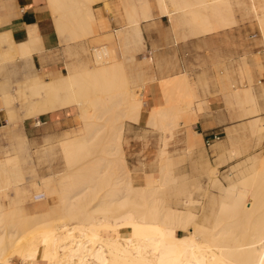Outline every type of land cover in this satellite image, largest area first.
Wrapping results in <instances>:
<instances>
[{
  "label": "bare ground",
  "instance_id": "6f19581e",
  "mask_svg": "<svg viewBox=\"0 0 264 264\" xmlns=\"http://www.w3.org/2000/svg\"><path fill=\"white\" fill-rule=\"evenodd\" d=\"M101 1H104V4L102 7H96L98 10L111 11L114 8L118 10L120 7H124L129 12V14L127 13L128 19H126V22L116 29V33L121 38L124 36L123 41L127 43L128 47H130L129 44L132 46L136 42L145 45L142 22L153 18L155 14L149 10L151 8L148 9V0H118L117 2L115 1V4L112 3L113 5L111 4L113 0H48L54 9L53 11L57 12L60 16L56 22L57 30L59 31L58 34L61 39L60 42L79 38L78 30L77 32L74 31L76 28L75 24V28H73L74 32H68L72 33L70 36L65 34L67 32L66 29L69 28V19L76 18L80 14L78 19L82 20L80 18L81 14L85 12L86 14L82 17L86 23L88 21V17L86 16L88 12L93 11L95 9L94 5ZM251 1L254 11L258 14V20L261 21V30L264 33V0ZM240 2V0H194L193 2L191 0H158L157 4H159V15L168 16L173 21L177 13H182L181 17L192 14L196 27L199 30L206 28L204 21L210 22V17H213L217 21V26L210 24L208 28L212 30L218 27L219 29L225 28V26L232 24L234 21L228 20L227 17L231 16L234 5H239ZM86 9L88 10L87 12L85 11ZM92 19L90 18L89 22ZM81 20L77 21L81 22ZM90 23L89 27L94 29L95 22ZM79 26L81 24L78 25V29ZM91 29L90 32L93 31ZM6 33L0 34V42H9L10 36ZM33 34L31 31L30 41L28 43L16 46L23 55L30 56L32 48L34 51L33 43L38 41L39 37ZM80 34L82 35V33ZM100 43H102L101 40ZM31 44L33 45L32 48H30ZM115 50L106 48L105 50L97 51L95 59L97 65L92 66V68L86 65L87 68L84 67L81 70L73 71L71 67L67 75L61 76L58 79L43 81L36 75L33 79L29 77L31 79L29 83V79L26 81L28 85L24 83L27 89L24 91L26 87H23L24 92L20 96L23 97L22 100L24 103H30V110L34 113L42 115L75 104L78 105L82 118L87 123L86 128L88 131L84 135H74L61 140L63 152L66 154L67 170L69 172H72L76 163L79 164L80 161H83L84 155L88 153L87 150L90 148V144L87 142L99 135H95L96 131L99 130L96 125V119L101 118L100 115L102 113L90 114V107L95 106L98 110L102 107L113 110L117 103L125 101L122 104L127 106L124 112L127 119L132 120L135 118L134 116L141 117L142 115V99L138 98L136 93L130 92V88L123 89L122 91L119 90L120 87L118 86V88L108 77L113 74H118L117 76H119L118 69L124 65L118 59ZM134 56V52L131 55L127 54L131 64H134L136 59ZM127 57L125 56V58ZM30 59H32L31 56ZM122 73L123 71H121L120 75ZM113 78L111 76V79ZM106 79L109 85L112 83L116 85L114 88H118L124 100L119 98L122 101L115 102L116 98H113L115 95H111L110 93V95H106V92H103L105 96L101 97L103 94L99 96L102 93L101 91L108 86L107 81L104 82ZM187 79L184 78V75L180 74L174 77L164 78L162 87L164 89L168 85H186L189 88L191 84L187 82ZM113 80L115 81V78ZM103 84H105V88H103ZM108 88L105 89L107 92H109ZM117 88L114 89L115 91L113 90L115 94L118 93H116ZM123 88H126V86ZM21 89L19 90L20 92H22ZM28 94H30V97H28ZM120 94L118 93L119 96ZM190 98L188 99V108L191 107L192 99ZM252 100L254 102L253 98ZM255 106L254 110L251 111L254 116L252 117L253 120L250 122V125L248 128L246 126L242 127L245 130L249 129L248 138L250 142L248 150L250 156L258 148H262V152L259 155L254 154L248 158L245 162V167L243 165L245 169L242 168L243 171L240 169L241 175L236 180H232L227 187L223 188L224 186H221L223 189L222 193H220L221 195L218 194V198L214 196L218 199V207L214 213V221H209L210 211L208 210L211 201L213 203L215 198H209L205 203H200L191 193L188 197L185 196L184 199L175 198L172 207H165L168 211L161 216L162 220H157V216L152 210L139 214L137 212L135 215L136 210L132 209L125 213H128L127 215L122 217L110 215L115 212V209H112L108 205L112 201L109 198L110 196L124 195L119 199L121 200L123 198L120 201L122 204L129 202L128 200L131 201L129 203H138L137 200L132 199L133 197L157 202V200L161 199L162 192V188L158 187L157 184L161 183L164 186H168V181H162V179L165 180L169 174L174 173L173 169L170 168L172 161H161L159 168L161 177L157 178L153 175L149 174L148 176L146 174L145 176H148V178L146 179L145 185H134L132 170L128 166L127 157H125L124 149L122 148L123 135L120 134L117 136V141L121 152L120 159H117V161L124 165L125 172L127 173V179H125L123 185H116L111 191L103 195V193H94L91 191L92 185L87 184L88 182H83V178L86 176L82 177V181L76 183V178L72 182L69 178L71 174L67 173L61 176L59 181L60 188L57 191L53 187V181L55 179H46L43 186L45 188L43 189H45L47 196H44L45 193L42 190L43 183L38 182L37 189H40L41 194L39 196L41 198L20 206L12 205L9 209L5 207L4 210L0 211V222L8 216H11V220L12 217L17 216L16 219L23 221L26 226L31 228L32 225V227H35L39 223L59 219L60 215L58 218L56 215L60 212L61 214L66 213L65 216L63 214L64 217L70 215L73 218L81 217L79 220H75L66 225L56 224L57 226H55L54 224L52 226L50 224L51 227L44 228L38 236L20 247L22 250L18 253L14 251L15 244H13L3 258L0 255V264H27L28 262L36 261L38 258L41 259L42 264H264V117L262 119L260 114L257 113L259 109L256 104ZM243 108L245 109V107ZM153 114L160 121L162 130H165L163 121L166 117V112L162 106H156ZM37 124L40 125L41 121L39 120ZM125 127L126 123L123 124L124 131ZM235 129L237 130V128ZM236 130L233 131L235 132ZM238 130L237 133L231 132L239 137L240 134L238 135V133L240 131L238 132ZM247 130L246 133L248 132ZM231 132L228 135L233 139L232 136L234 137V135H231ZM101 150L103 151V149ZM103 154L107 158L99 157L96 161L94 160L95 167L92 166L96 169L95 172L97 171L100 175L103 173V170L107 171L109 169L108 167L114 163V159L109 158L113 155L112 150L104 151ZM162 155H166L165 151H161L160 156ZM17 171H19V167L16 156H9L0 162V190L8 189L13 184L23 183L24 179L21 175H16ZM214 178H212V182ZM197 203L201 205L199 213L192 208ZM104 204L105 206L103 208ZM2 205L4 204L2 203ZM103 209L106 211L104 216ZM93 213H97L98 215ZM34 219L35 221L37 220L35 226L32 223ZM28 222L29 224H27ZM180 227L187 228L190 231L191 237L181 236L179 233ZM107 231L112 234H109ZM116 232L120 234L114 235Z\"/></svg>",
  "mask_w": 264,
  "mask_h": 264
},
{
  "label": "rangeland",
  "instance_id": "374dc122",
  "mask_svg": "<svg viewBox=\"0 0 264 264\" xmlns=\"http://www.w3.org/2000/svg\"><path fill=\"white\" fill-rule=\"evenodd\" d=\"M115 1L117 2L118 0H113L111 4H115ZM191 1L193 2L194 0ZM240 1L241 2L239 5H234L231 16L227 17L228 20H233L234 22L225 26V28L235 29V36L233 39L235 41L236 49L235 62L237 77L235 78L236 80H234L236 90L235 98L230 100L229 106L233 108V113L230 116V120L235 123L239 121L241 122V124L237 125L236 127L237 130L239 129L238 132L240 131V133H238V135H240L239 137L236 134V136L234 135V133H237L235 128H232L233 130H236L235 132L229 129L230 132H234H231V135L237 137L235 139L233 136V139H231V136L229 137L233 151L231 152L228 159L218 160L216 162L205 159L203 154H201L202 148L204 149V145L201 143V134H198L196 124L199 119L198 112L203 110L204 103L196 94L194 69L191 71V73L187 72L186 75H184L185 79L188 78L187 82H190L191 87L189 86L188 88L186 85H175L176 87L174 85H168V87L164 88V90L162 87L163 77L159 78L156 75L159 68L157 64H160V62L156 60L155 57L151 58L148 54L147 39H145V45L134 42L135 44H132V46L129 44L130 47H128L127 43L123 41L124 36L121 38V36L116 33V29L121 27L123 23L126 22V19H128L129 12L124 7H120L118 9L119 11L114 8L111 10V13V11L107 10H98L96 7H102L104 1H102V3L97 2L94 5L95 9L91 12L89 11L88 15H86L88 17V21L86 18L87 24L82 17L86 14L85 12L81 14L80 18H82V20L78 19L80 14L77 15L76 18L74 17V20L69 19L68 27H71V29L67 28V32L65 31V34L70 36L74 31L77 32L78 30L77 33H79V38L71 39V41H64L62 44L65 54L68 58L67 71L68 68L70 71L71 67L73 68V71L81 70L84 67L92 68V66L97 65V61L95 60L97 51H102L106 48L110 50L116 49L115 54L124 65L118 69L120 77L117 76L118 74H113L114 76L109 75L108 77L117 85V87H120H118L119 90L122 91L123 89L130 88V92L136 93L138 98L142 99V115L141 117L134 116L135 118L132 120L127 119V117L124 115L127 106L122 104L125 102L122 101V94H120V91L117 87L116 93L118 92L120 96L118 93L115 94L114 89L116 88L114 87L116 85L114 83H112L113 86L112 84L109 85V82L106 79L104 82L107 81L106 83L108 86H110V88H108L107 84L105 83L109 89V92L105 90L107 88H105V84H103V88L105 89L101 91L102 93L99 94V96H101L103 92H106V95L110 93L111 95L116 96L113 97L114 99L122 98L119 100L115 99V102H120V100L122 102H120L121 104L117 103L113 110L103 107L98 110L95 106L89 108L90 114L102 113L100 115L101 118L96 119V125L99 130L96 131L95 135H99L87 142L90 144V148H88V153H86L83 157V161L85 162L80 161L79 164L76 163L74 166L75 171L73 170L72 172L67 170L68 165L66 163V154L63 152L61 140L74 135H84L88 131L86 128L87 123L84 122L78 105H73L71 108L72 115L62 124H58V127H53L50 126V124L42 123L36 128L39 133L31 135L30 132L26 130L24 121L27 118H30V121L37 119L39 118L40 114L32 112L30 110V103H24L22 100L23 97L20 96L21 93L27 89L26 85L28 84L26 81L29 79V83V81L34 78L31 77L30 79L28 77L25 80L27 75L26 71L28 70V63L25 59L27 55H23L19 51V48L14 46L10 41L0 42V96L2 97L3 107L8 109V124L0 127V162L9 156H16L19 167V171L16 172V175H21L24 179L22 184H13L8 189L0 190V209L3 208L0 211L4 210L5 207L6 209H9L10 206L12 207V205L20 206L26 203H31L32 201H37L38 198H41V196H39L41 194L40 189H37L38 182L41 184L43 183L42 190L45 193L44 196H47L45 189H43L45 188L43 186L46 179H55V181H53V187L57 191V189L60 188L59 181L61 176L67 173L71 174L69 178L72 182H74L75 178H78V181L75 179L76 183L82 181V177L86 176L85 178L87 179L83 178V182H88L87 184L92 185L91 191L94 193H103V195L108 191H111L114 186L123 185L125 179H127V173L125 172L124 165L118 163L117 161V159H120L119 157L121 152V148L117 141V136L120 134L123 135L122 148L124 149L125 157H127L126 160L128 166L132 170V179L134 185H145L149 174L157 178L161 177L159 170L161 161H172V164L170 163V168L173 169L174 173L169 174L165 180L162 179V181H168V186H164L161 183L157 184L158 187L162 188L161 199L157 200V202L133 197L132 199L137 200L138 203H129L131 201L128 200L129 202L122 204L120 201L123 198L121 200L119 199L124 195H118L115 197L110 196L109 198H111L112 201L108 205H110L112 209H115V212L111 213L110 215L122 217L127 215L128 213H125L132 209L136 210L135 215L137 212L139 214L152 210L157 216V220H162L161 216L166 211H168L165 209V207H172L174 205L173 202L175 201V198L184 199L185 196L188 197L190 193L197 201H200V203H205L209 198H213L214 196L218 198V194L222 193V189L227 187L232 182V180H236L238 176L241 175L240 172L245 169L243 168V165L245 167V162L248 160V158L254 154L259 155L260 152H262V148H258V150L252 153L253 155L250 156L248 150L250 142L248 138L249 129H246L248 131L247 134L245 128L243 129L242 126H246V128H248L250 122L253 120L252 117L254 114L251 113V111L254 110V107H256L255 104L259 109L257 113L260 114L262 119L264 117V33L263 30H261V21L258 20V14L252 7V1ZM148 3V9L151 8L149 10L155 14L153 18L142 22V29L153 27V29L158 30V27H161L162 29L166 30L165 39L168 40V44H173L172 46H168L166 48V53L168 55L171 54L174 48L177 46L181 48V51L187 50L188 47L191 48L192 43H189V46H187L186 44L179 43L181 41H185L188 38L197 37L202 34L204 35L213 32H219L220 30L225 29H219L218 27L211 30L208 28L210 24L212 26H217L216 19L210 17V22L204 21L206 28L199 30L196 27L192 14L185 16L182 15L183 17H181L182 13H177L175 15V19H177L176 21L175 19L173 21V19L168 16L159 15V4H157L158 0H148ZM51 9L52 11L54 10L52 6ZM85 11L87 12L88 10L86 9ZM53 14L57 22V18L60 16L55 11H53ZM90 18H93L90 22L96 23H94V29L89 27L91 24L89 22ZM76 19L81 20V22L84 20V22H78ZM71 21L78 23H72ZM0 23H2V21H0ZM74 24L76 28L74 27ZM79 24H81V26H79L78 29ZM73 28H75L74 31ZM82 28L85 30L83 31ZM90 29L93 31L90 32ZM57 32L59 31L57 30ZM80 33H82V35ZM157 33H160V35L156 37L164 39V36H161L164 32ZM97 39H100L102 43H100V40L98 41ZM95 49L99 50L96 51ZM133 52L136 59L134 64H131L127 54L131 55ZM124 55L127 58H125ZM11 56H14L13 61H11ZM18 57H23V60H20ZM18 60L20 63L22 62V67H9L10 64H15ZM170 62V58H167L165 60V65H168ZM120 70L123 71L122 75H120ZM253 70L258 72V77L255 76ZM67 71L65 70L64 73H67ZM111 76L112 78H115V81L113 80L114 78L111 79ZM24 83L26 84L25 86ZM153 84L156 85L157 90H159L160 99L157 101L159 103L158 106H162L166 112V117L163 121L166 128L165 130H162L160 121L157 119V116L153 114L154 108L156 106L151 104L148 99V88ZM125 86L126 88H123ZM23 87H26L24 88V91ZM112 87L113 89H111ZM20 89L22 92L19 91ZM104 94L101 97L105 96ZM117 96L119 97L117 98ZM28 97H30V94H28ZM189 98L192 99L190 108L187 106ZM252 98L254 99V102ZM243 107H245V109ZM104 112L105 114H103ZM38 120L39 119L35 120V122H38ZM134 122H138L139 124L136 125ZM125 123L126 127L124 131L123 124ZM101 149H103V151ZM111 150L113 155H111L109 158L114 159V163L112 166L108 167L109 169L107 171L103 170V173L100 175L97 171L95 172L96 169L93 168L95 167L94 162L99 157L107 158L103 152ZM161 151H165L166 155L160 156ZM228 160H232V162L228 163L224 167H221ZM92 171L95 173L93 174ZM146 174L148 175L147 177L145 176ZM212 178L215 179H213V182L211 181ZM221 186L224 187L221 188ZM217 198H215L216 202L214 201L215 205L214 202L212 203L211 201V205H213L209 206V215L212 217H209V221H214V213L218 207ZM2 203L4 205H2ZM200 203H197L198 206L195 205L196 208L194 206L192 207L193 209L197 210L198 213L199 209L201 208ZM104 206L105 204L103 205V208ZM63 214L65 216L66 213ZM63 214L60 212L58 215H56L57 218L59 215L61 216H59V219L39 223L36 226L35 223L37 224V220L35 221L34 219L32 220V223L35 227L30 225L31 228L26 226L23 221L16 219L17 216L12 217V220L10 219L11 216L6 217V219L4 216V220H1L0 222V233L3 232V234L0 235L1 257H4L5 253L10 250L13 244H15L14 251L18 253L20 250H22L20 247L25 245L34 237L38 236L44 228H47L48 226L51 227V225L53 226L54 224L55 226L59 224L66 225L68 223L74 222L75 220H79L81 217L73 218L71 215L64 217ZM93 214L96 215L97 213ZM105 214L106 211L103 209V216ZM27 224H29V222ZM25 227L27 228L25 229ZM107 232L112 234L109 231ZM179 233L181 236L191 237L190 231L187 228L180 227ZM118 234L120 233L116 232L114 235Z\"/></svg>",
  "mask_w": 264,
  "mask_h": 264
},
{
  "label": "crops",
  "instance_id": "0c3cea01",
  "mask_svg": "<svg viewBox=\"0 0 264 264\" xmlns=\"http://www.w3.org/2000/svg\"><path fill=\"white\" fill-rule=\"evenodd\" d=\"M0 9V21H2L0 34L7 32L6 34L10 36L9 41L11 40L10 42L14 46L28 43L31 31L32 34L35 32L34 34L39 37L38 41L34 42L36 45L33 43L34 51L33 45L30 46L32 59L30 56L25 57L28 63L25 80L37 75L44 81H50L70 72L69 68L67 71L68 58L63 44L60 42L55 16L48 0H0ZM142 30L144 38L148 41V54L160 62L157 64L159 66L157 77L164 79L179 74L185 75L194 69L196 94L204 103L203 110L198 112L199 119L196 124L197 132L201 134V143L204 145L201 154L205 159L213 162L228 159L233 151L228 135L229 129L236 128L241 124L240 121L235 123L230 120L233 108L229 106L230 100L235 98L236 90L234 81L237 77L236 49L233 39L235 29L225 28L219 32L188 38L179 43L187 46L192 43L191 48L188 47L187 50L181 51V48L177 46L169 55L166 53V48L173 44H168V40L165 39L166 30L161 27H158V30L153 27ZM157 32H164L161 35L164 36V39L156 37L160 35ZM10 58L13 61L14 56ZM18 58L23 60V57ZM167 58H170L171 62L165 65ZM22 66V62L20 63L19 60L15 64L9 65L11 68ZM65 70L67 73H64ZM253 71L258 77V72ZM148 99L151 104L159 105L157 102L160 99L159 90L154 84L148 88ZM72 107L40 115L37 119L41 121V124L58 127V124H62L72 115ZM37 119L30 121L31 119L27 118L24 121L25 128L31 135L39 133L36 129L40 126L35 122ZM5 124H8V109L3 107L0 96V127ZM217 137L220 138L217 139ZM230 162L232 160H228L221 167ZM27 264H42V261L38 258Z\"/></svg>",
  "mask_w": 264,
  "mask_h": 264
},
{
  "label": "built area",
  "instance_id": "2783aa9c",
  "mask_svg": "<svg viewBox=\"0 0 264 264\" xmlns=\"http://www.w3.org/2000/svg\"><path fill=\"white\" fill-rule=\"evenodd\" d=\"M220 137H217V139H219Z\"/></svg>",
  "mask_w": 264,
  "mask_h": 264
}]
</instances>
